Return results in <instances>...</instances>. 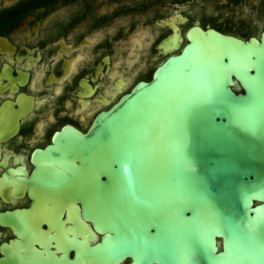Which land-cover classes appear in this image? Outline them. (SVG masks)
Masks as SVG:
<instances>
[{
    "label": "water",
    "instance_id": "1",
    "mask_svg": "<svg viewBox=\"0 0 264 264\" xmlns=\"http://www.w3.org/2000/svg\"><path fill=\"white\" fill-rule=\"evenodd\" d=\"M185 38L86 134L34 153L31 218L60 230L66 210L89 264H264V45Z\"/></svg>",
    "mask_w": 264,
    "mask_h": 264
},
{
    "label": "flooded vegetation",
    "instance_id": "2",
    "mask_svg": "<svg viewBox=\"0 0 264 264\" xmlns=\"http://www.w3.org/2000/svg\"><path fill=\"white\" fill-rule=\"evenodd\" d=\"M194 27L264 45V0H0V264H89L66 210L60 230L46 214L31 218L34 153L65 128L86 134L151 81L169 37L183 47ZM34 222L44 235H30Z\"/></svg>",
    "mask_w": 264,
    "mask_h": 264
},
{
    "label": "rangeland",
    "instance_id": "3",
    "mask_svg": "<svg viewBox=\"0 0 264 264\" xmlns=\"http://www.w3.org/2000/svg\"><path fill=\"white\" fill-rule=\"evenodd\" d=\"M152 70H153V69H152ZM152 70H151V71H152ZM151 71H150V74H149V76L151 75ZM148 78H149V77H148Z\"/></svg>",
    "mask_w": 264,
    "mask_h": 264
}]
</instances>
